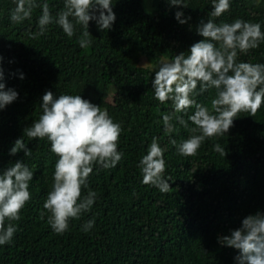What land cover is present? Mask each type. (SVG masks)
I'll return each instance as SVG.
<instances>
[{"label": "trees", "instance_id": "16d2710c", "mask_svg": "<svg viewBox=\"0 0 264 264\" xmlns=\"http://www.w3.org/2000/svg\"><path fill=\"white\" fill-rule=\"evenodd\" d=\"M152 1L113 0L117 18L112 28L101 31L90 21L91 44L81 48L82 26H75L72 37L55 23L36 35L41 8L15 23L10 13L16 0H0L3 82L19 93L0 110V173L16 161L34 172L31 200L13 222L17 231L11 243L0 245V264H237L239 250L221 246L218 237L241 227L248 215L264 212V103L255 117L239 113L227 134L206 139L195 156H183L179 145L199 134L191 132L195 125L188 119L195 109L178 114L187 128L173 116V132L167 133L163 116L173 113V103L161 104L152 82L162 61L182 52L187 56L204 39L197 32L201 20L221 24L239 18L260 23L264 31V0H230V10L218 18L210 17L212 0H185L187 8L154 0L150 9ZM37 2H47L54 17L64 6V0ZM177 11L191 20L180 24ZM239 61L264 63V42L247 54L238 53ZM49 90L56 98L80 94L107 110L123 129L121 161L110 169L94 167L83 194L95 191L96 201L63 234L51 228L50 213L43 208L58 157L47 138L24 137V129L42 114V97ZM214 96L211 89L193 98L210 105ZM22 137L31 155L24 150L10 155ZM153 137L167 149L168 193L142 183L139 162ZM217 143L227 156L214 150ZM90 220L93 227L83 231Z\"/></svg>", "mask_w": 264, "mask_h": 264}, {"label": "clouds", "instance_id": "9594fccd", "mask_svg": "<svg viewBox=\"0 0 264 264\" xmlns=\"http://www.w3.org/2000/svg\"><path fill=\"white\" fill-rule=\"evenodd\" d=\"M167 2L170 6L188 7L185 0ZM212 5V18L220 17L231 7L230 0H212ZM37 8L42 9V14L38 18L40 31L36 35H44L47 26L55 23L72 37L75 26L80 25L83 28L79 39L81 48L91 44L90 21H95L99 29L105 31L112 28L117 18L113 0H64L63 9L55 17L47 2L16 0L10 19L15 23L30 19ZM175 18L180 24L191 20V16L185 17L183 11H177ZM197 32L204 39L194 43L187 56L182 52L172 60L162 61L152 82L155 98L161 104L169 100L173 103V113L163 116L167 133L173 132V116L187 128V122L178 114L195 109L188 119L195 125L191 132L199 134L191 135L179 145L178 151L183 156H195L206 139L227 134L239 113L248 112L255 117L264 103V63L238 62V53L247 54L264 42L261 24L239 18L232 23L217 24L214 19H208L207 22L201 20ZM20 78H24L23 73ZM3 80L4 70L0 66V110L17 100L19 95L14 88L6 89ZM198 83L199 93L196 91ZM211 89H215V96L210 105L193 98ZM42 101V114L24 129V137L29 140L47 138L51 152L58 157L54 183L43 208L50 213L48 223L51 228L63 234L69 230L70 221L90 211L96 201L95 191L83 194L94 167L110 169L121 161L123 153L118 151V143L123 129L107 110L80 94H61L56 98L49 90ZM24 137L15 140L10 155L20 150H24L25 156L31 155ZM170 143L175 145L176 141L173 139ZM166 150L153 137L147 154L139 162L142 183L154 186L162 193H168L172 188L171 177L165 175ZM214 150L227 156L219 143L214 145ZM33 177V170L22 161H16L0 173V245L11 243L17 231L13 222L21 219L22 209L31 200L29 186ZM93 225L94 220L87 221L82 230L87 232ZM218 243L239 250L235 257L237 264H264V212L245 217L241 227L218 237Z\"/></svg>", "mask_w": 264, "mask_h": 264}, {"label": "rangeland", "instance_id": "374dc122", "mask_svg": "<svg viewBox=\"0 0 264 264\" xmlns=\"http://www.w3.org/2000/svg\"><path fill=\"white\" fill-rule=\"evenodd\" d=\"M154 0L152 1V4L150 6H148L150 9H152L154 7Z\"/></svg>", "mask_w": 264, "mask_h": 264}]
</instances>
